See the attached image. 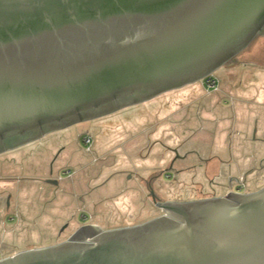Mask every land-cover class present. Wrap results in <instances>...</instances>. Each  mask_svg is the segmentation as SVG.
<instances>
[{"label":"water","instance_id":"95a60500","mask_svg":"<svg viewBox=\"0 0 264 264\" xmlns=\"http://www.w3.org/2000/svg\"><path fill=\"white\" fill-rule=\"evenodd\" d=\"M264 36V0H0V154L210 77ZM0 264H264V188L159 202Z\"/></svg>","mask_w":264,"mask_h":264},{"label":"rangeland","instance_id":"374dc122","mask_svg":"<svg viewBox=\"0 0 264 264\" xmlns=\"http://www.w3.org/2000/svg\"><path fill=\"white\" fill-rule=\"evenodd\" d=\"M214 83V84H212ZM264 188V36L210 77L0 154V260Z\"/></svg>","mask_w":264,"mask_h":264},{"label":"built area","instance_id":"2783aa9c","mask_svg":"<svg viewBox=\"0 0 264 264\" xmlns=\"http://www.w3.org/2000/svg\"><path fill=\"white\" fill-rule=\"evenodd\" d=\"M212 84H214V83H212ZM244 187H245V185L243 183H240V187L237 189V192L242 193V190Z\"/></svg>","mask_w":264,"mask_h":264},{"label":"flooded vegetation","instance_id":"af4514ba","mask_svg":"<svg viewBox=\"0 0 264 264\" xmlns=\"http://www.w3.org/2000/svg\"><path fill=\"white\" fill-rule=\"evenodd\" d=\"M258 37H260V36H258ZM258 37H257V38H258ZM257 38H256V39H257ZM256 39H255V41H256ZM255 41H254V42H255ZM254 42H253V43H254ZM253 43H252V44H253ZM150 196L153 197V192H150ZM154 197H155V199H156L157 201L160 200L156 195H155ZM153 200H154V199H153Z\"/></svg>","mask_w":264,"mask_h":264}]
</instances>
